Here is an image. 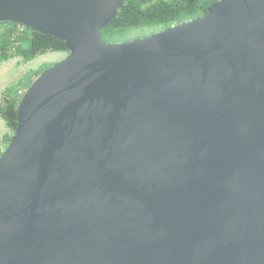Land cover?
<instances>
[{
  "label": "water",
  "instance_id": "water-1",
  "mask_svg": "<svg viewBox=\"0 0 264 264\" xmlns=\"http://www.w3.org/2000/svg\"><path fill=\"white\" fill-rule=\"evenodd\" d=\"M123 0H0L64 41L0 155V264H264V0L125 42Z\"/></svg>",
  "mask_w": 264,
  "mask_h": 264
},
{
  "label": "trees",
  "instance_id": "trees-1",
  "mask_svg": "<svg viewBox=\"0 0 264 264\" xmlns=\"http://www.w3.org/2000/svg\"><path fill=\"white\" fill-rule=\"evenodd\" d=\"M214 0H123L116 17L100 30L105 42H125L146 36L145 33L129 36V32H158L172 25L206 15ZM21 28V30H20ZM65 52L64 41L49 34H41L13 22L0 23V63L14 57L27 62L38 56ZM54 64V63H52ZM52 64H42L36 70L26 71L16 82L6 86L0 94V117L10 135L4 136L7 146L17 124L16 107L24 91L35 77ZM5 146V147H6ZM3 151L0 152V155Z\"/></svg>",
  "mask_w": 264,
  "mask_h": 264
},
{
  "label": "rangeland",
  "instance_id": "rangeland-1",
  "mask_svg": "<svg viewBox=\"0 0 264 264\" xmlns=\"http://www.w3.org/2000/svg\"><path fill=\"white\" fill-rule=\"evenodd\" d=\"M151 34V30L145 29L143 31L129 32V36H134L140 33ZM65 52L47 53L38 56L30 61L23 62L19 57L11 58L0 63V94L1 91L8 85L15 84V82L28 70H36L42 64H52L66 56ZM11 132L7 128L4 120L0 117V152L6 149L4 136L10 135ZM8 145V144H7ZM6 146V147H5Z\"/></svg>",
  "mask_w": 264,
  "mask_h": 264
},
{
  "label": "built area",
  "instance_id": "built-area-1",
  "mask_svg": "<svg viewBox=\"0 0 264 264\" xmlns=\"http://www.w3.org/2000/svg\"><path fill=\"white\" fill-rule=\"evenodd\" d=\"M20 30H21V28H20ZM23 92H24V91H19V93H21V94H22Z\"/></svg>",
  "mask_w": 264,
  "mask_h": 264
}]
</instances>
